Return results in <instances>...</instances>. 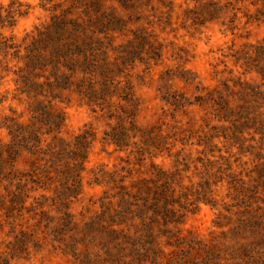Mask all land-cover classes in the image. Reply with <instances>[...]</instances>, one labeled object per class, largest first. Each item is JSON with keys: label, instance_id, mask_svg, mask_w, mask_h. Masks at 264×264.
I'll list each match as a JSON object with an SVG mask.
<instances>
[{"label": "rangeland", "instance_id": "374dc122", "mask_svg": "<svg viewBox=\"0 0 264 264\" xmlns=\"http://www.w3.org/2000/svg\"><path fill=\"white\" fill-rule=\"evenodd\" d=\"M0 7L12 13L0 37L20 55L53 18L88 25L112 83L106 102L81 100L73 87L40 99L62 120L57 139L71 145L85 137L75 197L62 190L70 184L64 159L43 165L0 128V264H264V0H0ZM20 65L12 50L0 53V123L12 117L43 130L15 84ZM111 129H126L118 146L105 136ZM124 188L141 208L156 194L158 206L174 212L172 223L158 217L152 225L157 253L105 250L104 233L82 228ZM135 214L123 228L144 234L151 213Z\"/></svg>", "mask_w": 264, "mask_h": 264}, {"label": "trees", "instance_id": "16d2710c", "mask_svg": "<svg viewBox=\"0 0 264 264\" xmlns=\"http://www.w3.org/2000/svg\"><path fill=\"white\" fill-rule=\"evenodd\" d=\"M11 18L10 11H6V15L0 13V26H11ZM87 27L86 24H77L71 20L53 18L44 27L35 29V34L30 37L28 44L23 46L21 55L12 40L0 37V53L6 54L8 50H12L14 59L21 62L14 72L15 84L18 85L21 94H25L27 99H32L33 107L29 110L32 120L45 126L43 130L32 123L30 126H23L12 117H3L0 128L6 130L12 147L35 155L43 165L53 164V161L58 159L65 160L67 172L63 179L68 178L70 184H63L62 190L67 197H75L80 189L79 175L83 170L86 140L82 135H77L74 137V143L69 145L57 139L54 134L58 132L62 120L57 114L46 111L40 99L54 101L58 99L56 91L70 87H73L81 100L106 102V99L111 97L109 84L112 83L107 79L108 67L101 65V61L98 62V48L95 44L98 40L87 32ZM130 127V130L136 129L132 124ZM105 136L118 146L127 136L126 129H122L120 134L111 129V133ZM45 137H49L50 142L42 149V143L46 142ZM12 147H8L9 155L15 154V148ZM154 195L155 200L151 199L152 202L142 199L144 207L141 208L137 205L138 198L124 188L117 195L118 199L114 206L100 203V211L84 222L82 228L87 233H104L106 240L101 242L103 243L101 248L105 250H108V247L116 250L122 248L133 250V247L138 245L137 248L147 249L152 254L157 253L156 236L152 232V225L158 223V217L163 226L172 223L174 212L167 209V205L158 206L156 201L158 195ZM143 209L151 213L148 218L150 223H147V226L143 225L144 234L134 235L135 233H130L127 228L124 229L123 226L127 227L135 213ZM68 217L69 214L64 215V223L73 229L75 225L71 224ZM164 233L166 237L171 236L168 235L169 232ZM98 239L99 241L102 239L101 235L96 236V240Z\"/></svg>", "mask_w": 264, "mask_h": 264}]
</instances>
